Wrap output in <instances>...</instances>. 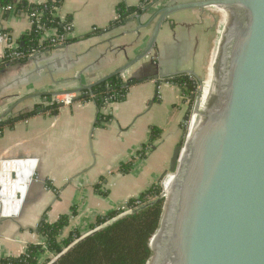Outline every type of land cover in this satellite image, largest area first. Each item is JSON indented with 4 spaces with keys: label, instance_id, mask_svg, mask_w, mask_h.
I'll return each instance as SVG.
<instances>
[{
    "label": "crops",
    "instance_id": "crops-1",
    "mask_svg": "<svg viewBox=\"0 0 264 264\" xmlns=\"http://www.w3.org/2000/svg\"><path fill=\"white\" fill-rule=\"evenodd\" d=\"M194 1L202 0H59L56 15L70 19L68 40L25 61L0 60V160H34L39 181L27 180L29 166L21 162L2 173L0 213L19 212L0 218V257L18 256L26 245L43 243L40 222L53 223L72 208L76 213L64 232L86 235L97 217L119 210L159 180L183 137L188 109L180 88L168 79L179 73L205 75L214 42L211 29L220 11L206 7L168 14L150 52L119 74L124 81L141 80L123 101L99 110L80 97L84 87L144 51L162 8ZM120 4L141 9L110 27ZM6 11L0 9V58L31 25L27 15ZM54 34L45 30L40 41ZM67 91L80 96L54 107V98ZM52 93L57 94L43 97ZM40 104L49 109L29 114ZM99 114L105 119L97 124ZM14 170L17 179L8 182Z\"/></svg>",
    "mask_w": 264,
    "mask_h": 264
},
{
    "label": "water",
    "instance_id": "water-1",
    "mask_svg": "<svg viewBox=\"0 0 264 264\" xmlns=\"http://www.w3.org/2000/svg\"><path fill=\"white\" fill-rule=\"evenodd\" d=\"M206 7L228 16L216 49L214 92L202 111V85L190 96L193 104L182 120L184 141L174 147L159 178L173 174L146 264H264V0H202L164 7L144 51L82 90L146 56L168 14ZM193 113L201 120L190 133L187 124ZM26 163L30 181L39 183L34 160ZM135 210L81 236L48 264Z\"/></svg>",
    "mask_w": 264,
    "mask_h": 264
},
{
    "label": "trees",
    "instance_id": "trees-1",
    "mask_svg": "<svg viewBox=\"0 0 264 264\" xmlns=\"http://www.w3.org/2000/svg\"><path fill=\"white\" fill-rule=\"evenodd\" d=\"M59 5V0H44L41 3H31L26 0H0V9L5 13L7 7H11L14 12L25 14L32 20L30 28L22 35L17 44V50L21 53V57L14 60L15 62L25 61L33 50H41L49 46V41H40L45 30H55V33L59 35L65 34L64 28L70 23V19L62 20L56 15ZM140 9L141 6L127 8L120 4L118 18L110 24V27L122 23ZM10 52L11 49L6 50V53ZM168 81L180 88L183 97H185L184 102L188 107L193 104L190 96L197 93L198 78L187 73H179L169 78ZM139 82H141L140 79L124 81L119 75H115L94 84L90 90L82 91L80 100L93 101L100 110L108 103L123 101L129 87ZM58 105L60 103L55 101L53 106L57 107ZM48 109L49 106L43 107L40 104L29 114ZM104 119L105 117L99 114L96 123L99 124ZM183 139L184 136L178 145L182 144ZM160 182L158 180L138 197L128 201L132 210L139 208L138 210L86 237L52 264H146L151 254L149 241L158 228L162 212L163 200L160 199L162 193ZM157 199L159 201L154 202ZM151 202L153 203L140 208ZM120 212V210L112 211L97 217L90 226V231L103 227L118 217ZM75 213V209L72 208L69 214L61 215L53 223L42 220L37 231L44 237V242L26 245L25 250L18 256L0 257V264H48L55 256L62 254L81 237V234L75 229L67 233L64 232L69 225L70 217ZM46 253H49V256L42 259Z\"/></svg>",
    "mask_w": 264,
    "mask_h": 264
},
{
    "label": "built area",
    "instance_id": "built-area-1",
    "mask_svg": "<svg viewBox=\"0 0 264 264\" xmlns=\"http://www.w3.org/2000/svg\"><path fill=\"white\" fill-rule=\"evenodd\" d=\"M147 1H149V0H147ZM7 10H13V9L11 7H7ZM30 23H32V20H30ZM64 29H65V34L59 35V34L55 33L52 37L49 38V40H48L49 41V46L63 44V43H65L68 40V33L71 30L70 23L67 26H65ZM8 49H11V52L10 53H6V51H5L2 54L0 60L14 62V60H16V59L21 57V53L17 50V45L14 46V47L10 46ZM37 51H39V50H33L29 54L28 57H30L31 55H33ZM75 96H80V94L67 93V94H64V95H61V96H56L54 98V100L56 102H59L62 106L63 105L64 106H68V105H70L72 103V101L75 98ZM0 123H1V120H0ZM187 125H189V123ZM29 160L28 159H3V160H0V170L1 169H5L7 167L10 168V166L14 165L15 163H19V162H21L22 165H27L28 166L26 161H29ZM13 174H15L14 177H13ZM172 175H173L172 173H167L165 175V177L161 180L162 187H163V182H164L165 178L171 177ZM9 178H12L13 181H15L17 179L16 170L11 171L10 176L6 177L8 182H9ZM0 179H1V177H0ZM164 197H165V193H164V189H163V192L161 193L160 198L163 200ZM17 199H20V198L17 197ZM137 204H139V202H137ZM8 206H10V205L8 204ZM9 208H11V207H9ZM119 210L121 211L120 215L127 214V213H130L132 211L131 207H129V205H128V202H126ZM18 212H14L12 210V211H8L7 214L0 213V218H4V217L10 218V217L16 216L18 214Z\"/></svg>",
    "mask_w": 264,
    "mask_h": 264
},
{
    "label": "bare ground",
    "instance_id": "bare-ground-1",
    "mask_svg": "<svg viewBox=\"0 0 264 264\" xmlns=\"http://www.w3.org/2000/svg\"><path fill=\"white\" fill-rule=\"evenodd\" d=\"M215 9V8H214ZM213 11V10H212ZM220 11V10H218ZM220 14H221V26H220V29H218L216 32L218 33V36L217 38L214 40L213 42V48H212V51H211V54H210V60H209V66H208V69H207V77H206V80L203 83L202 85V95L200 97V100H199V108L200 110L202 111V109L207 105L208 101L210 100L211 96L213 95V92H214V60H215V56H216V53H217V45H218V42H219V39H220V35L227 23V20H228V16L226 14V12L224 10H221L220 11ZM201 120V116L200 114L198 113H193L192 114V117L190 119V122H189V132L192 133V131L197 127V125L199 124ZM22 165V163H21ZM2 171H0V187H2L3 184H5V181L3 180L2 178V173L5 172V170H7L6 168L5 169H1ZM30 173H31V169L29 167V172L27 174V180L30 181ZM171 181H172V176L171 177H167L165 178L164 182H163V189H164V193L169 189V186L171 184Z\"/></svg>",
    "mask_w": 264,
    "mask_h": 264
},
{
    "label": "rangeland",
    "instance_id": "rangeland-1",
    "mask_svg": "<svg viewBox=\"0 0 264 264\" xmlns=\"http://www.w3.org/2000/svg\"><path fill=\"white\" fill-rule=\"evenodd\" d=\"M218 18L215 19V24L213 25V27L211 29L212 41H214L217 38L218 33L216 31L218 29H220V26H221V19L219 18L220 19L219 20ZM212 48H213V43L211 44V47H210V50H209V54H208V58H207V61H206V64H205V68H207V69H208V66H209V60H210V54H211ZM206 77H207V70H206L205 75L203 74V76L198 78L199 81H198L197 91H198L199 86L203 85L202 82H204L206 80ZM184 100H185V97H184ZM183 141H184V139H183ZM183 141H182V143H183ZM159 181H161V180L159 179ZM162 192H163V187H162Z\"/></svg>",
    "mask_w": 264,
    "mask_h": 264
}]
</instances>
